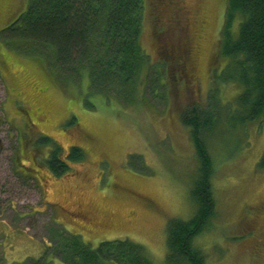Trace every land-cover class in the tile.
Returning a JSON list of instances; mask_svg holds the SVG:
<instances>
[{
  "label": "rangeland",
  "instance_id": "rangeland-1",
  "mask_svg": "<svg viewBox=\"0 0 264 264\" xmlns=\"http://www.w3.org/2000/svg\"><path fill=\"white\" fill-rule=\"evenodd\" d=\"M174 1L172 7L145 0L141 45L148 65L127 102L89 95L84 73L77 81L56 80L44 52L12 48L0 35V264L27 258L63 264L47 251L56 231L80 234L93 246L129 239L162 264L168 221H187L195 212L189 191L197 159L181 121L194 108L214 116L202 139L214 163L217 206L194 245L205 264H264V211L253 209L264 203V170L257 168L264 119L234 128L226 121L242 87L217 79L226 64L218 42L225 0ZM27 3L0 0V34ZM185 31L192 43L202 38L189 78L175 56ZM166 44L174 45L171 54ZM26 113L37 127L27 125ZM41 136L63 150L80 147L83 160L54 177L44 167L50 145ZM17 159L34 180L21 175Z\"/></svg>",
  "mask_w": 264,
  "mask_h": 264
},
{
  "label": "trees",
  "instance_id": "trees-1",
  "mask_svg": "<svg viewBox=\"0 0 264 264\" xmlns=\"http://www.w3.org/2000/svg\"><path fill=\"white\" fill-rule=\"evenodd\" d=\"M144 8L145 0H28L26 10L0 35L12 48L38 56L44 52L56 80L77 81L84 73L89 95L105 101L114 95L127 102L137 96L139 76L148 65L141 45ZM218 42L226 59L218 81L242 87L226 121L234 128L264 119V0H225ZM187 111L181 121L189 128L197 159L189 191L195 212L187 221H168L162 264H205L194 240L209 229L217 208L211 186L214 163L202 139L204 130L213 129L214 116L196 108ZM40 141L50 145L44 167L54 177L84 158L80 147L65 154L54 140L41 136ZM257 168L264 170V148ZM52 237L55 243L47 251L63 264H155L144 246L129 239L93 246L77 233L56 231ZM14 264L49 263L27 258Z\"/></svg>",
  "mask_w": 264,
  "mask_h": 264
},
{
  "label": "flooded vegetation",
  "instance_id": "flooded-vegetation-1",
  "mask_svg": "<svg viewBox=\"0 0 264 264\" xmlns=\"http://www.w3.org/2000/svg\"><path fill=\"white\" fill-rule=\"evenodd\" d=\"M168 1H170L171 2V4H172V6L174 7V6H176L175 4H176V2L174 1V0H168ZM197 23V22H196ZM157 25H159V24H157ZM204 26V24L203 23H201L198 27H196V30L198 29V28H202ZM186 32V36L184 37V39H183V37H181V39L179 38V40H178V42H177V44L180 42V43H182L181 45H179V47H180V51H179V54H176L175 56L176 57H178V63H179V69H181V72L183 73V75L185 76H187V78H189V73L187 72V70H188V68H189V66L191 65V62H192V60L193 59H195L196 57H197V55L202 51V41L200 42V39L202 40V38L201 37H199V38H197V40L195 41V42H193L192 43V39H193V37H191V36H189L188 34H187V31H185ZM184 32V33H185ZM197 32V31H196ZM172 50H174V45L173 44H166V46H165V48H164V51L165 52H167V53H172L173 51ZM26 115H27V117H28V124L27 125H29V126H32V127H34V126H36V124H34V122L31 120L32 118H31V115L30 114H28V113H26ZM37 127V126H36ZM36 130V129H35ZM72 147V145L71 146H68V148L67 149H64V151H65V154L69 151V149ZM47 154H49V153H47ZM16 162L22 167L24 164L20 161V160H16ZM23 168V170L21 171L22 172V174L21 175H23L24 177H27V178H30V179H33V178H35L34 176H30V175H24V174H26L27 173V170H26V168L23 166L22 167ZM46 168V167H45ZM47 169V168H46ZM48 170V169H47ZM49 171V170H48ZM51 173V172H50ZM52 174V173H51ZM34 180V179H33ZM253 207H255V208H253L254 210H256L257 211V209L258 210H262V211H264V203L262 204V205H260V206H253ZM250 209H252V208H250ZM64 211V210H63ZM69 213V214H71L73 217H77L78 218V216H82L81 215V213L79 212V211H73V210H66L65 211V213ZM83 221V223H86V221H84V219L82 220Z\"/></svg>",
  "mask_w": 264,
  "mask_h": 264
}]
</instances>
